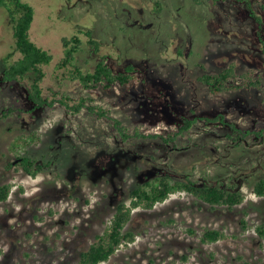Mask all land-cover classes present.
<instances>
[{"label":"rangeland","instance_id":"rangeland-1","mask_svg":"<svg viewBox=\"0 0 264 264\" xmlns=\"http://www.w3.org/2000/svg\"><path fill=\"white\" fill-rule=\"evenodd\" d=\"M25 1L34 7L31 39L55 57L44 67L45 94L92 97L131 136L122 138L113 121L85 109L71 113L55 103L30 111L28 81L1 79L6 58L17 54L0 7V186L10 185L0 201V264L77 263L116 205L129 202L130 190L165 173L239 190L244 200L213 208L178 192L152 209L137 208L125 228L134 241L100 264H264V240L255 232L264 222V196L253 191L264 178V50L246 6L235 0ZM80 30L100 41L95 52L82 35L81 68L93 69L104 55L115 70L134 64L137 80L109 90L63 80L55 70L61 38ZM230 64L261 76L263 89L216 96L197 81ZM218 113L251 133L239 139L228 124L209 120ZM184 119L194 123L164 142L161 136L177 132ZM32 133L38 140L24 147L21 138ZM19 154L51 163L32 176L17 163ZM206 229L222 230L224 238L203 242Z\"/></svg>","mask_w":264,"mask_h":264},{"label":"trees","instance_id":"trees-1","mask_svg":"<svg viewBox=\"0 0 264 264\" xmlns=\"http://www.w3.org/2000/svg\"><path fill=\"white\" fill-rule=\"evenodd\" d=\"M200 4L202 0H193ZM217 3L222 0H207ZM242 3L248 10V15L255 24L256 36L264 50V0H235ZM0 7L5 9L8 23L11 24L12 35L15 45L16 57L6 58L5 65L1 72V79L4 82H18L23 79L29 83L27 99L33 103L34 109L51 107L55 103L62 105L71 113H78L85 109L88 113L98 117L113 121L114 127L118 130L122 138L126 139L131 134L126 132L118 118L110 115V111L95 103L89 96H79L73 99L66 91H53L51 95L45 94L43 81L46 77L45 66L51 64L55 59L48 50L39 46L31 39L30 27L34 18V7L25 0H0ZM82 35L86 38V43L92 45L95 52H99L100 41L92 36L90 30H80L70 36L61 38L63 49L62 56L55 64V70L63 80L78 82L85 90H109L115 84L127 86L137 80V69L134 64L128 63L121 70H115L106 60L104 55H99L93 69H83L76 62V56L83 44ZM203 67V64H200ZM57 73V74H58ZM197 81L206 86L211 95H223L227 92H237L242 90L257 89L262 90V77L253 76L250 70L238 71L235 64H230L217 72L204 71L197 77ZM209 120L220 121L228 124L234 134L239 138L246 137L250 131H243L233 122H226L223 113L216 114ZM194 123V119H184L182 126L177 132L161 136L166 143L176 138L178 133L187 130ZM261 132H255L260 134ZM136 136L157 137L156 134H140ZM233 137V136H232ZM24 147L36 142V133L29 137H22ZM19 143V142H18ZM17 148V144H14ZM18 164L29 175L35 176L43 171L51 161L39 162L35 158L19 154ZM253 191L257 196H264V178L258 179L253 185ZM10 192V185L0 186V201L7 199ZM185 192L202 202L216 206H227L233 208L243 202L244 196L239 190L212 185L206 182L198 183L188 178H175L167 173L146 178L137 183L129 193V202L120 201L115 208L105 229L95 235L94 241L87 249L80 252V258L75 264H100L106 261L122 245H128L135 239V233L126 230V225L130 222L132 211L137 208L152 209L157 203L163 202L170 195ZM244 223V222H243ZM193 232V230H191ZM255 232L261 240H264V222L255 226ZM224 238V233L219 229H206L201 240L203 242H215Z\"/></svg>","mask_w":264,"mask_h":264}]
</instances>
